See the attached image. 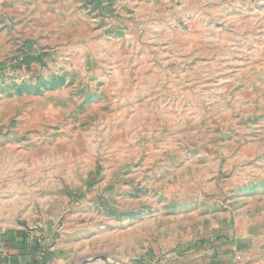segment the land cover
<instances>
[{
	"label": "rangeland",
	"instance_id": "rangeland-1",
	"mask_svg": "<svg viewBox=\"0 0 264 264\" xmlns=\"http://www.w3.org/2000/svg\"><path fill=\"white\" fill-rule=\"evenodd\" d=\"M234 212L264 216V0H0L1 229L130 264Z\"/></svg>",
	"mask_w": 264,
	"mask_h": 264
},
{
	"label": "crops",
	"instance_id": "crops-1",
	"mask_svg": "<svg viewBox=\"0 0 264 264\" xmlns=\"http://www.w3.org/2000/svg\"><path fill=\"white\" fill-rule=\"evenodd\" d=\"M245 214L224 213L199 237L163 253L154 249L147 256L144 250L130 264H264V216ZM40 225L31 230L0 228V264H83L65 259ZM89 264L114 263L96 258Z\"/></svg>",
	"mask_w": 264,
	"mask_h": 264
},
{
	"label": "water",
	"instance_id": "water-1",
	"mask_svg": "<svg viewBox=\"0 0 264 264\" xmlns=\"http://www.w3.org/2000/svg\"><path fill=\"white\" fill-rule=\"evenodd\" d=\"M102 258L106 259L105 256H103ZM93 260H95V258H94V259L87 260L84 264H89V263H91Z\"/></svg>",
	"mask_w": 264,
	"mask_h": 264
}]
</instances>
